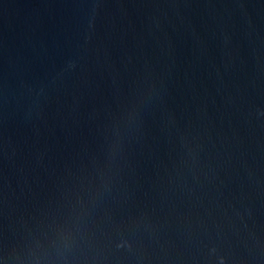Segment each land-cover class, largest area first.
Instances as JSON below:
<instances>
[{
    "label": "water",
    "instance_id": "95a60500",
    "mask_svg": "<svg viewBox=\"0 0 264 264\" xmlns=\"http://www.w3.org/2000/svg\"><path fill=\"white\" fill-rule=\"evenodd\" d=\"M0 264H264V0H0Z\"/></svg>",
    "mask_w": 264,
    "mask_h": 264
}]
</instances>
